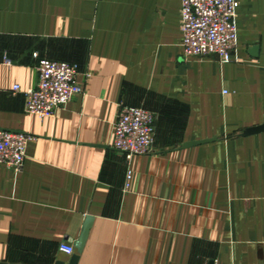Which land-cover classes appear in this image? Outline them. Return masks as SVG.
I'll return each mask as SVG.
<instances>
[{"label": "crops", "instance_id": "crops-1", "mask_svg": "<svg viewBox=\"0 0 264 264\" xmlns=\"http://www.w3.org/2000/svg\"><path fill=\"white\" fill-rule=\"evenodd\" d=\"M181 1L0 0V130L31 138L0 165V264H264V132L241 136L264 125V0H238L224 64L182 58ZM39 59L81 74L52 118L24 109ZM124 106L155 116L129 165Z\"/></svg>", "mask_w": 264, "mask_h": 264}, {"label": "built area", "instance_id": "built-area-1", "mask_svg": "<svg viewBox=\"0 0 264 264\" xmlns=\"http://www.w3.org/2000/svg\"><path fill=\"white\" fill-rule=\"evenodd\" d=\"M238 0H182L179 30L182 58H216L220 63L232 61L237 44L236 18ZM34 58L38 59L37 54ZM36 88L25 91V113L38 118H52L58 109L65 108L76 95L83 93L80 73L75 65L39 59ZM14 86L12 91L19 92ZM155 116L142 109L124 106L114 124L112 148L124 155L128 165L134 157L151 153L154 143ZM31 138L0 130V165L20 168L26 157ZM132 178L130 167L127 180ZM60 251L72 255L74 248L67 244Z\"/></svg>", "mask_w": 264, "mask_h": 264}, {"label": "water", "instance_id": "water-1", "mask_svg": "<svg viewBox=\"0 0 264 264\" xmlns=\"http://www.w3.org/2000/svg\"><path fill=\"white\" fill-rule=\"evenodd\" d=\"M253 53L255 54L256 53V49L253 50ZM264 132V125L263 126H260V127H255V128H251V129H247L245 130L241 136L243 137H246V136H250V135H256V134H259V133H262ZM211 141H205V142H201V143H188V144H185L182 148L186 149V148H190V147H194V146H198L200 144H205V143H209ZM91 225V219H88L87 222H86V225L83 229V232H82V235L77 243V250L79 252H81V250L83 249V246L85 244V241L87 239V236H88V231H89V227ZM77 257H74L71 261L70 264H76L77 263Z\"/></svg>", "mask_w": 264, "mask_h": 264}]
</instances>
